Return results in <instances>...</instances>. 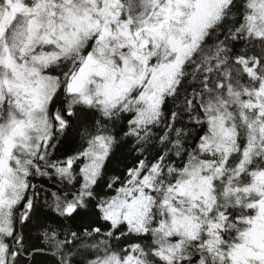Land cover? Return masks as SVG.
<instances>
[{
  "label": "snow or ice",
  "instance_id": "snow-or-ice-1",
  "mask_svg": "<svg viewBox=\"0 0 264 264\" xmlns=\"http://www.w3.org/2000/svg\"><path fill=\"white\" fill-rule=\"evenodd\" d=\"M0 264H264V0H0Z\"/></svg>",
  "mask_w": 264,
  "mask_h": 264
}]
</instances>
